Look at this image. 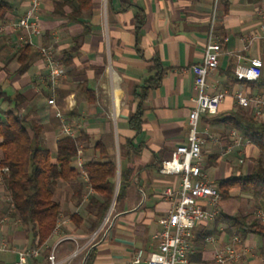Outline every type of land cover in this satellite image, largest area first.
Instances as JSON below:
<instances>
[{
    "label": "crops",
    "instance_id": "crops-1",
    "mask_svg": "<svg viewBox=\"0 0 264 264\" xmlns=\"http://www.w3.org/2000/svg\"><path fill=\"white\" fill-rule=\"evenodd\" d=\"M53 1L41 0V34L32 36L31 63L20 73L16 53L27 36L11 24L29 9L31 0H9L11 10L0 18V82L10 94L18 91L25 97L20 111L44 125L41 143L52 152L62 134V122L56 116L60 110L76 135L84 132L89 136L82 142L83 162L114 161L116 192L122 171L130 168L131 175L123 197L112 202L111 223L103 225L102 221L95 236V231H89L94 214L87 176L59 180L54 188L61 203L59 226L39 247L40 253L28 258V264H47L56 244L60 264H132L139 249L144 252L139 264H146L148 257L159 253L154 238L161 228L159 218L173 207L164 191L169 186L178 189L181 182L180 176L160 172L158 165L171 157L178 144L188 142L196 93L191 66L203 60L212 28L221 53L207 82L211 93L224 92L225 96L218 112L200 115L199 130L206 138L202 172L214 183L247 175L260 155L258 147L228 120L238 112L254 116V105H239L235 92L264 97V87L238 78L235 72L238 64L260 57L264 77V18L260 14L264 0H221L216 9L215 0H93L91 13L86 15L90 28L55 14ZM251 34L261 37L248 43L244 38ZM40 45H51L60 58L71 53V62L64 65L66 76L57 87L56 105L48 103V68ZM156 61L165 72L159 85L152 87L148 83L156 71L150 67ZM138 113L142 124L136 131L130 119ZM75 165L79 166L78 158ZM229 193L222 199V214H247L264 224V200L255 201L239 187ZM74 213L82 220L73 221ZM215 225L214 219L198 224L196 238L198 232ZM216 228L222 240L230 241L235 234L241 237L236 246L238 250L247 248L244 255L249 264L263 263V235L251 233L243 238L229 232L223 222ZM198 246L203 248V259L214 264L212 245L195 239V248ZM33 247L32 234L14 216L0 180V264H19V250Z\"/></svg>",
    "mask_w": 264,
    "mask_h": 264
},
{
    "label": "trees",
    "instance_id": "trees-1",
    "mask_svg": "<svg viewBox=\"0 0 264 264\" xmlns=\"http://www.w3.org/2000/svg\"><path fill=\"white\" fill-rule=\"evenodd\" d=\"M93 4V0H54L53 12L68 18L69 21L80 22L85 28H90L86 15L91 13ZM66 7L70 10L66 11ZM10 10L9 0H0V18ZM136 22L139 29L141 22L138 17ZM32 50L31 44H25L17 49L20 73L29 68ZM70 57L71 53L66 52L60 59L64 65H68L71 62ZM150 70H155L156 73L150 78L148 85L156 87L162 79L165 68L156 61ZM243 80L256 82L264 87L263 76L256 80ZM25 100L18 91L13 94L7 92L0 82V138L2 139L0 180L9 195L14 216L21 220L32 234V244L40 247L54 233L61 216V203L54 195L57 182L70 181L85 174L92 190L89 203L90 210L94 214L89 231L94 232L103 221L112 202L125 194V189L130 183L131 169L125 168L122 171L116 192L117 166L111 159H90L84 162L82 167L75 165V160L78 158V144L89 140V136L84 132L78 133L75 138L62 133L57 140L56 152H52L41 143L40 136L44 125L21 113L20 106ZM228 121L246 140L258 147L260 155L249 174L230 176L216 182L222 199L230 196V189L239 187L242 191L251 193L255 201L264 200V121L245 112L236 113ZM130 124L136 131L141 129L142 119L139 113L130 119ZM160 165L161 163L158 168ZM82 198V195L79 196V201ZM71 218L75 222L82 220V217L76 213L72 214ZM214 221L215 228L198 232L196 241L204 243L207 235H216L218 233L216 227L222 222L227 224L229 232L234 231L243 238H247L251 233L264 236V224L259 219H249L247 214L225 215L221 211ZM202 251L201 246L196 247L194 254L191 255L192 264H210L203 259Z\"/></svg>",
    "mask_w": 264,
    "mask_h": 264
},
{
    "label": "built area",
    "instance_id": "built-area-1",
    "mask_svg": "<svg viewBox=\"0 0 264 264\" xmlns=\"http://www.w3.org/2000/svg\"><path fill=\"white\" fill-rule=\"evenodd\" d=\"M221 0H215L217 8ZM41 0H31L29 9L11 25L15 29H21L26 33L19 46L33 45L32 36L41 34L39 23ZM264 18V10L260 11ZM261 35L251 34L244 38L248 43ZM40 53L48 68L47 80L51 95L48 103L56 105L57 87L62 78L66 76V68L51 45H40ZM221 53L220 41L216 38L212 28L209 41L205 48L203 60L193 64L191 71L194 76L195 96L192 99L193 109L189 114L188 142L181 143L173 150L170 158L164 159L160 165V172L180 176V187L169 186L164 195L172 200L173 207L159 218L160 229L154 234L158 242L159 253L146 259V264H192L191 255L195 252L196 227L198 224L215 219L221 212L222 196L219 187L202 172V148L206 142L205 136L199 130L200 115L204 113L214 114L220 109L225 96L224 92L211 93L207 79L218 67ZM263 61L260 57L251 58L249 64H238L236 75L240 79L256 80L262 76ZM237 103L248 107L254 105V117L264 120V97H249L243 91L235 92ZM56 116L62 122V133L76 137L72 128L65 123L60 110ZM83 144H78V164L83 166L81 157ZM113 204L110 206L103 220V225L111 223ZM59 224L57 223L58 227ZM99 230L94 232V236ZM241 237L237 234L230 241L222 240L214 234L205 237L204 243L212 245V258L214 264H249L242 250L237 249ZM245 249V250H244ZM57 244L48 255L47 264H60L57 259ZM19 264H28V258L40 253L39 247L19 250ZM143 250L139 249L132 264H139L143 259ZM264 264V261L263 263Z\"/></svg>",
    "mask_w": 264,
    "mask_h": 264
},
{
    "label": "bare ground",
    "instance_id": "bare-ground-1",
    "mask_svg": "<svg viewBox=\"0 0 264 264\" xmlns=\"http://www.w3.org/2000/svg\"><path fill=\"white\" fill-rule=\"evenodd\" d=\"M105 89H106V88H105ZM106 92H107V91H106ZM101 96H102V95H101ZM116 98H118V97H116ZM120 101H121V100H120ZM120 101H119V102H120ZM119 107H120V106H119Z\"/></svg>",
    "mask_w": 264,
    "mask_h": 264
},
{
    "label": "rangeland",
    "instance_id": "rangeland-1",
    "mask_svg": "<svg viewBox=\"0 0 264 264\" xmlns=\"http://www.w3.org/2000/svg\"><path fill=\"white\" fill-rule=\"evenodd\" d=\"M103 159V158H102ZM105 159V158H104Z\"/></svg>",
    "mask_w": 264,
    "mask_h": 264
}]
</instances>
